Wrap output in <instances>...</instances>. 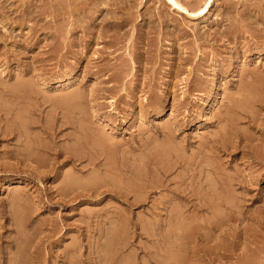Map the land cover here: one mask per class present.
Here are the masks:
<instances>
[{"label":"rangeland","instance_id":"374dc122","mask_svg":"<svg viewBox=\"0 0 264 264\" xmlns=\"http://www.w3.org/2000/svg\"><path fill=\"white\" fill-rule=\"evenodd\" d=\"M83 1L0 0V264H264V0Z\"/></svg>","mask_w":264,"mask_h":264},{"label":"bare ground","instance_id":"6f19581e","mask_svg":"<svg viewBox=\"0 0 264 264\" xmlns=\"http://www.w3.org/2000/svg\"><path fill=\"white\" fill-rule=\"evenodd\" d=\"M84 1H85V3H86V2H89V1H91V0H84ZM84 1H83V2H84ZM168 1L171 2V3H173V5H177L176 3L173 2V0H168ZM211 1H212V0H207V1L205 2L204 7L199 11L200 14H202V13H204V12H206V11L208 10V7H209ZM83 2H82V3H83ZM177 3H178V2H177ZM84 5H85V4H84ZM76 7H77V6H76ZM211 96H212V95H211ZM211 96H210V97H211ZM212 98H213V97H212Z\"/></svg>","mask_w":264,"mask_h":264}]
</instances>
